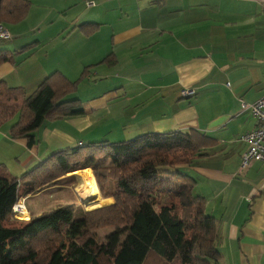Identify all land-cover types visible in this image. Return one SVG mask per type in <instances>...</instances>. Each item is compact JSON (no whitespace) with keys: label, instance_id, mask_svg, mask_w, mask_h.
<instances>
[{"label":"crops","instance_id":"1","mask_svg":"<svg viewBox=\"0 0 264 264\" xmlns=\"http://www.w3.org/2000/svg\"><path fill=\"white\" fill-rule=\"evenodd\" d=\"M29 1L27 17L4 26L12 40L4 50H18L29 44L25 36L38 35L15 63L0 64V80L30 95L50 72L71 81L87 67L78 82L98 92L75 93L84 115L45 121L32 146L9 138L13 120L1 124L0 164L9 176L20 177L49 154L79 143L192 128L213 143L179 169H187L182 173L193 178L192 191L219 221L228 264H264V163L239 167L247 148L241 136L257 122L245 106L264 96V0H90L91 9L70 20L64 36L63 28L50 25L80 0ZM87 22L99 25L89 36L79 31ZM56 35L62 41L51 44ZM109 54L116 63H101ZM184 88L194 95L181 97ZM72 173L62 176L60 187L74 186ZM79 185L75 204L88 199L82 198L86 185ZM27 205L28 217L41 213Z\"/></svg>","mask_w":264,"mask_h":264},{"label":"trees","instance_id":"2","mask_svg":"<svg viewBox=\"0 0 264 264\" xmlns=\"http://www.w3.org/2000/svg\"><path fill=\"white\" fill-rule=\"evenodd\" d=\"M30 4L0 0V24H18ZM97 27L87 22L79 31L89 36ZM32 44L15 51L0 48V64L15 63ZM101 63L116 62L109 54ZM86 73L84 67L69 81L59 71L50 72L30 95L0 80V125L13 120L9 138L32 146L35 130L45 121L84 115L81 101L64 97L77 91ZM212 143L192 128L148 132L54 152L20 177L9 176L0 164V264H219V221L205 212V198L192 192L193 178L179 169L199 160ZM87 168L99 195L111 198V204L88 212L68 204L26 220L12 217L18 197L35 195L63 175Z\"/></svg>","mask_w":264,"mask_h":264},{"label":"rangeland","instance_id":"3","mask_svg":"<svg viewBox=\"0 0 264 264\" xmlns=\"http://www.w3.org/2000/svg\"><path fill=\"white\" fill-rule=\"evenodd\" d=\"M75 4L76 5L71 4L72 6L68 7V9L64 10L63 12H60L59 16H56V18H54L53 22L50 25V27H52V28H56V27L63 28V31H62L63 36L65 35V33L70 28V27H68L69 26L68 22L70 20L76 19V17L79 16L80 12H82L84 10L88 11L89 9H91L90 6L87 7L86 5H84V2L81 0L79 2H76ZM29 23H31V22H29ZM41 32H43V30H41ZM34 35H38V32H34V34L31 33V34L25 36V39H24L25 42L27 44L32 43ZM61 38H62V35H56L52 39V41H50V43L51 44H57L60 41H62ZM10 41H12V40L6 39L3 41H0V48L1 49H7L8 48L7 46H9V44L11 43ZM78 83H77V85L79 86V88H81V90L79 92H77L78 91L77 90V91L71 93L70 95H67L66 97H64L65 100H70L72 98V96H74L76 94L80 95V94L86 93V94H89L91 97V96L96 95V93L98 92L97 89L96 90L94 88L91 89L90 87L87 86V84H83L84 82L83 83L80 82L79 84ZM78 86H77V88H78ZM112 136L113 135H111L110 138H113ZM107 162L108 161H106L105 163L108 164ZM186 170L187 169H185V168L180 169L181 172L187 173ZM80 171H86L87 173L82 175V177H75L74 179H72L74 186H72V187L70 186L68 188H66L65 186L60 187L61 184L64 183V181L60 180L62 178H60L56 182L57 184H54V185L50 186L49 188L42 189L40 192H38L35 195L31 194V195L25 196V199H26L25 204H28L27 206H30L33 210H37L39 208L41 210V212H44V213L50 211L52 208H55V207L58 208V207H61L63 205H68V204H70V205H76L77 204V205H79L78 207H81L84 212H88L91 209H97V208H101V206L111 204L113 202L112 199L106 200L105 198H102L99 195L98 189L95 185L94 176L92 175L91 170L89 168L83 169V170L80 169V170L75 171L73 173L75 174V173L80 172ZM191 175L194 176V173H192ZM63 176H65V175H63ZM78 179H81L80 181H85L87 188L89 186H93L95 192H94V195L92 197L87 199V201L84 200L86 198H83V200H84L83 203L81 201L76 200L78 203L75 204V202H73V196H74L73 192L76 190L79 192L83 191L82 189H80L81 186L79 185ZM60 181H61V183H60ZM75 184H76V186H75ZM84 189H85L84 191L87 190L86 188H84ZM192 192L194 195H196L194 190ZM82 204H83V207H82ZM92 204H94V205H92ZM88 205H91V206H88ZM218 246H219V248H217V249L219 251L220 258H221L219 261V264H226V263L228 264L229 259L227 258L226 254L224 253L225 246H223V243H221V242ZM230 255L231 254H229V256ZM230 263H232V262H230Z\"/></svg>","mask_w":264,"mask_h":264},{"label":"built area","instance_id":"4","mask_svg":"<svg viewBox=\"0 0 264 264\" xmlns=\"http://www.w3.org/2000/svg\"><path fill=\"white\" fill-rule=\"evenodd\" d=\"M87 6H93L94 1L85 0ZM10 38V33L3 25L0 24V41ZM181 97L193 96L194 91L188 88L180 91ZM244 106V105H243ZM248 108L251 116L256 119V127L249 130L247 134L241 136L242 141L247 145V148L240 155L239 167L245 169L250 161L264 163V96L260 97L254 103L245 106ZM80 145V143L78 144ZM24 198H17L11 208L12 216L16 219L26 220L24 218ZM24 218V219H23Z\"/></svg>","mask_w":264,"mask_h":264},{"label":"bare ground","instance_id":"5","mask_svg":"<svg viewBox=\"0 0 264 264\" xmlns=\"http://www.w3.org/2000/svg\"><path fill=\"white\" fill-rule=\"evenodd\" d=\"M188 97V96H187ZM184 98V97H183ZM87 172L86 171H80V172H77V173H73V174H71L72 176H74V177H82V175H84V174H86ZM79 180V182H80V180L81 179H78ZM83 183H84V185H86V183H85V181H82ZM85 188L87 189V191H84V193L82 194V198H90V197H92L93 195H94V188H93V186H89L88 188H87V186H85ZM84 189V188H83ZM85 190V189H84ZM83 201V200H82ZM87 201V200H86ZM24 202H25V198H24ZM24 202H23V204H24ZM25 205V204H24ZM24 209H25V206H24ZM25 213H26V210H25ZM24 216V218L26 219L27 217H28V215H27V213L26 214H24L23 215ZM25 216H27V217H25ZM13 217V216H12ZM23 218V219H24Z\"/></svg>","mask_w":264,"mask_h":264},{"label":"water","instance_id":"6","mask_svg":"<svg viewBox=\"0 0 264 264\" xmlns=\"http://www.w3.org/2000/svg\"><path fill=\"white\" fill-rule=\"evenodd\" d=\"M83 205V204H82Z\"/></svg>","mask_w":264,"mask_h":264}]
</instances>
